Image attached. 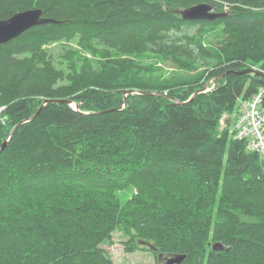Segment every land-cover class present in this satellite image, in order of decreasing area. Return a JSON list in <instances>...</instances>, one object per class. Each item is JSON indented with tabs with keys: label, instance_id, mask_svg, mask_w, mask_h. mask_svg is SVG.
Instances as JSON below:
<instances>
[{
	"label": "trees",
	"instance_id": "1",
	"mask_svg": "<svg viewBox=\"0 0 264 264\" xmlns=\"http://www.w3.org/2000/svg\"><path fill=\"white\" fill-rule=\"evenodd\" d=\"M202 2L227 15L182 18ZM34 7L60 22L0 44V148L45 98L81 111L47 104L0 152V264H116L119 226L180 264H264V158L220 128L264 86L237 73L264 66V0H0V19Z\"/></svg>",
	"mask_w": 264,
	"mask_h": 264
},
{
	"label": "water",
	"instance_id": "2",
	"mask_svg": "<svg viewBox=\"0 0 264 264\" xmlns=\"http://www.w3.org/2000/svg\"><path fill=\"white\" fill-rule=\"evenodd\" d=\"M182 18L185 20H216L218 18H222L227 15L226 12H217L213 9L212 5L207 3V2H202L196 5H193L189 8L183 9L180 11ZM60 21L51 18V17H46L44 16L43 10L39 7H34V8H29L26 10L18 11L11 15L8 18L5 19H0V44L7 43L10 40L22 35L25 31L28 29L39 26L42 24L46 23H59ZM237 73H250L253 75H258L264 78V72H262L259 69H256L254 67H248L242 71H238ZM211 83V80L207 81L206 84L196 90L191 97L186 100L182 101L177 98L171 97L175 102L180 103V104H186L191 102L196 95L199 93L206 92L207 88L209 87ZM134 93L133 91H125L124 92V104L122 106L126 105L127 102V96L128 94ZM142 94H158L160 93H155V92H150V91H143L141 92ZM166 95V94H163ZM55 102H62L68 104L71 108H73L76 111H81L80 110V105L79 103L72 101L70 99H61V98H45L43 103L40 105V107L37 109V111L29 118L19 122L12 130L9 135V137L4 141L0 148V152H2L6 146L9 143V140L13 136L15 130L24 122L33 120L43 109L44 107L49 104V103H55ZM117 107L114 109H107L99 112H106L110 110H119L122 108ZM86 113V112H84ZM216 248H221V245L216 246ZM186 257L185 254L183 255H173L170 257H167L166 263L167 264H180L183 259Z\"/></svg>",
	"mask_w": 264,
	"mask_h": 264
},
{
	"label": "built area",
	"instance_id": "3",
	"mask_svg": "<svg viewBox=\"0 0 264 264\" xmlns=\"http://www.w3.org/2000/svg\"><path fill=\"white\" fill-rule=\"evenodd\" d=\"M249 67L264 72V66ZM210 80L206 92L211 91L216 85L215 79ZM2 110L3 108L0 107V113ZM220 123L221 129L228 128L229 136L239 140L247 139L248 150L258 152L264 158V86L249 99L239 97L235 117L228 119L223 115Z\"/></svg>",
	"mask_w": 264,
	"mask_h": 264
},
{
	"label": "rangeland",
	"instance_id": "4",
	"mask_svg": "<svg viewBox=\"0 0 264 264\" xmlns=\"http://www.w3.org/2000/svg\"><path fill=\"white\" fill-rule=\"evenodd\" d=\"M223 115L228 119H233L236 110L231 114L225 113ZM126 236L127 233L124 228L119 226L105 242V248L116 264H167V257L163 254L160 256L152 242L138 240V244L137 242L130 244L126 241L128 238ZM128 245L132 246L129 247Z\"/></svg>",
	"mask_w": 264,
	"mask_h": 264
},
{
	"label": "flooded vegetation",
	"instance_id": "5",
	"mask_svg": "<svg viewBox=\"0 0 264 264\" xmlns=\"http://www.w3.org/2000/svg\"><path fill=\"white\" fill-rule=\"evenodd\" d=\"M160 256H162V254H160ZM161 259H164L163 257H161Z\"/></svg>",
	"mask_w": 264,
	"mask_h": 264
}]
</instances>
